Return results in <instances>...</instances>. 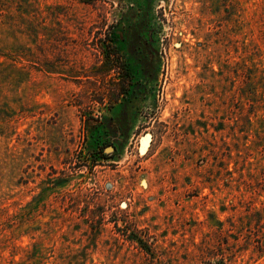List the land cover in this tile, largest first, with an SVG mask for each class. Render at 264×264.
<instances>
[{"label": "rangeland", "instance_id": "374dc122", "mask_svg": "<svg viewBox=\"0 0 264 264\" xmlns=\"http://www.w3.org/2000/svg\"><path fill=\"white\" fill-rule=\"evenodd\" d=\"M0 264H264V0H0Z\"/></svg>", "mask_w": 264, "mask_h": 264}]
</instances>
